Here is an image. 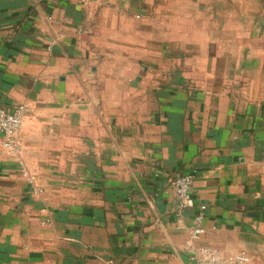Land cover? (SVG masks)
Returning <instances> with one entry per match:
<instances>
[{"label":"crops","instance_id":"0c3cea01","mask_svg":"<svg viewBox=\"0 0 264 264\" xmlns=\"http://www.w3.org/2000/svg\"><path fill=\"white\" fill-rule=\"evenodd\" d=\"M0 264H264V0H0ZM193 176L176 219L172 180Z\"/></svg>","mask_w":264,"mask_h":264},{"label":"built area","instance_id":"2783aa9c","mask_svg":"<svg viewBox=\"0 0 264 264\" xmlns=\"http://www.w3.org/2000/svg\"><path fill=\"white\" fill-rule=\"evenodd\" d=\"M29 112L26 104L14 107L12 111L0 106V150L9 158L20 159L23 153V143L20 139V130ZM193 176L182 174L171 182L175 197L176 219L179 223L184 213L193 208L192 200ZM206 206L201 205L193 214L188 240L183 250L187 256V264H251L250 257L243 252L223 256L217 249L198 246L196 242L205 235L203 221Z\"/></svg>","mask_w":264,"mask_h":264},{"label":"rangeland","instance_id":"374dc122","mask_svg":"<svg viewBox=\"0 0 264 264\" xmlns=\"http://www.w3.org/2000/svg\"><path fill=\"white\" fill-rule=\"evenodd\" d=\"M253 264V263H252ZM257 264V263H256Z\"/></svg>","mask_w":264,"mask_h":264}]
</instances>
